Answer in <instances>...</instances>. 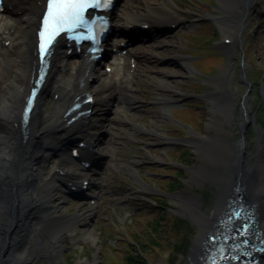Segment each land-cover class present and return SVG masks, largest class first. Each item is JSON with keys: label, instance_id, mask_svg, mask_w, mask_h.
<instances>
[{"label": "rangeland", "instance_id": "374dc122", "mask_svg": "<svg viewBox=\"0 0 264 264\" xmlns=\"http://www.w3.org/2000/svg\"><path fill=\"white\" fill-rule=\"evenodd\" d=\"M239 1H122L116 11L119 16L126 12L143 19L147 14L146 7L156 8L160 3L172 13L175 26L167 29L164 24L160 33L151 39L142 37V41L131 47V53L142 56L144 61L137 64L132 77L136 104L135 110L127 114L148 133L131 134L127 126L113 127L111 123L104 126L101 122H108L110 117L105 115L108 108L103 107L102 101L109 88L105 84L92 87L97 106L93 118L95 126L89 133L109 137H100L108 143L101 151L106 149L109 153L101 169L81 172L98 185V189H94L98 205L92 206L86 200L76 201L57 189L60 201L55 205L60 208L59 217L92 215L78 223L75 232L78 240L67 238L60 244L62 251L55 257L58 264H92L96 261L118 264L125 254L138 252L133 241L140 238L149 221L162 219L164 212L186 222L180 230L182 240L171 231L173 218L165 217L162 220L169 235L164 241L157 239L159 243L153 247L145 240L149 247H145L147 250L144 249L141 256L146 264H185L190 246L198 235L186 206L194 201L197 210L206 215L214 199V185L201 174L202 168L211 165L201 152L185 142L186 139L200 140L208 134V138L220 139L223 148L228 146L230 149L242 137L248 153L254 151L258 142L262 144L264 155V0H249L241 28L234 23L225 26L215 21L221 16L222 8L231 10L232 2ZM239 11L243 13L244 7ZM211 28L214 35L210 34ZM154 31L152 27L151 35ZM223 38H228L230 44L223 45ZM76 65V60L68 61L71 69ZM61 75L64 77L65 73ZM75 75L72 71L68 73L69 78ZM159 81L162 88L157 84ZM214 93L230 96L226 102L227 112H209L206 96ZM157 94L170 100L167 116L162 115L157 105ZM245 100L250 119L240 137L237 121L242 119L240 110ZM54 106L51 99L47 100L44 113L53 114ZM210 124L208 129L206 126ZM151 130H156L159 135L154 137ZM54 156L46 164L48 179L60 163ZM131 162H134L133 170L138 180L119 167ZM64 166L79 173L73 163L67 161ZM217 169L221 170V167ZM54 187L59 186L55 184ZM151 238L156 240L153 235ZM173 243L178 250H172ZM44 254L48 256V251ZM48 263L46 257H42V262L37 259L34 262Z\"/></svg>", "mask_w": 264, "mask_h": 264}, {"label": "bare ground", "instance_id": "6f19581e", "mask_svg": "<svg viewBox=\"0 0 264 264\" xmlns=\"http://www.w3.org/2000/svg\"><path fill=\"white\" fill-rule=\"evenodd\" d=\"M43 2L44 0H3L4 5L0 12V264H34L36 259L42 262V257L49 259L48 264H58L55 257L62 251L59 249L60 244L67 238L78 240V236L75 235L79 227L78 223L92 216L90 213H84L59 217L60 208L55 205L60 201L57 189L65 188L61 182L67 179L63 176L70 175L71 170L65 169L64 166L70 160L68 144L63 142L64 133L69 132L65 130L67 127L63 113L75 95L90 87L88 83L90 78L95 77L96 84H105L109 88L104 93L105 99L102 104L104 103L113 115L107 123H102L104 126L111 123L113 127L127 126L131 134L148 133L141 124L130 118V114H127L135 110L136 104L132 94L134 83L130 78L129 69L122 70L124 65L120 62L115 67L118 73L115 76L117 79L122 78L120 86L113 83L110 75L102 73L104 69L100 68L101 66L98 65L99 67L95 69L88 66L86 59L80 60L79 65L71 69L59 42L51 48L52 52L46 57L45 80L38 88L25 120L20 121L25 98L37 68V59L32 52L35 40L33 33ZM145 3L147 4V1L144 2L146 6ZM243 3L244 1L241 0L232 2L231 10L222 8L221 16L215 18L216 23L225 26L234 23L240 28L243 13L239 9L243 8ZM146 8L147 14L144 15L143 20L126 12V14L121 13V16L115 13L116 20L121 24L134 20L150 23L156 29L153 35L147 36L148 39L160 33L158 30L163 29L162 25L165 23L174 25L171 19L172 13L160 3L156 8ZM4 41L8 43H1ZM130 57H133V54H130ZM136 61L140 63L144 58L138 56ZM70 71L77 75L75 80L69 78ZM62 73H65L64 77ZM157 84L162 88L161 81ZM219 95L214 93L206 96L210 106L209 112L212 114L227 112L225 99ZM50 99L55 100V112L48 115L44 113L43 107ZM246 102L245 100L240 110L242 119L237 121L240 137L246 122L250 119ZM168 103H170L168 98L157 94V105L162 115L167 116ZM94 126L89 118L87 124L79 123L71 130V135H83ZM211 126L210 124L206 127L209 129ZM151 132L154 137L159 135L156 130ZM95 137L98 142V137L103 136L95 135ZM185 142L201 152L205 161L211 165L209 168H202L201 174L214 185V199L212 206L208 208V214H202L197 210L198 205L194 201L186 206L190 209L189 215L198 231L196 242L190 246L186 264H198L201 251L207 247V235L209 236L212 231H210L211 226L221 217L227 189L231 183H235L238 187L236 197L240 198L243 209L241 222L244 227L251 228L249 233H245L246 237H243L242 245L246 244L248 252L256 255L257 259L262 251V249L256 250L259 248L258 245L262 244L261 238L257 237L259 242L258 239H250L255 232L264 237L262 144L256 142L254 151L248 153L242 139L230 149L228 146L223 148L224 144L220 139L208 138V134L203 135L200 140L186 139ZM54 155L60 159V164L48 179L45 174L46 164L55 157ZM102 160L104 161L105 158L98 162ZM134 166V162H131L119 167L128 176L138 180L133 170ZM218 166L221 170L217 169ZM55 184L59 187L55 188ZM62 204L61 202V207L64 206ZM92 241L97 242L94 239ZM47 251L48 256H45L44 253ZM201 262L204 263V260ZM255 262L264 264V251L260 259Z\"/></svg>", "mask_w": 264, "mask_h": 264}, {"label": "snow or ice", "instance_id": "6c2138e0", "mask_svg": "<svg viewBox=\"0 0 264 264\" xmlns=\"http://www.w3.org/2000/svg\"><path fill=\"white\" fill-rule=\"evenodd\" d=\"M110 2L111 0H46L39 32L40 55L43 57L46 54L49 45L61 32H71L88 25L89 21L84 15L86 9L108 7ZM88 30L94 35L91 27ZM28 103L31 104V99Z\"/></svg>", "mask_w": 264, "mask_h": 264}, {"label": "trees", "instance_id": "16d2710c", "mask_svg": "<svg viewBox=\"0 0 264 264\" xmlns=\"http://www.w3.org/2000/svg\"><path fill=\"white\" fill-rule=\"evenodd\" d=\"M210 34L214 35V30L212 28L210 30ZM160 215H161V213H160ZM163 215H164L163 218H165V217H168V218L172 217L173 218L172 222H171V231L175 234L174 236L176 238L179 239L181 237L180 238V241H181L183 233H181L182 231H180V230H181V227L184 228L186 226V222L183 219H180L178 217L175 218V216H172L170 214H166V212H164ZM162 219L155 218L154 220L149 221V223L145 227L143 233H141L139 235L140 238L137 239L136 241H133L135 246L138 248V252H135V253L133 252L132 254L127 253V255L125 254L124 257L119 258V260H118L119 263L118 262L117 263L118 264H146L145 260H143V258L141 256L142 251L144 249L147 250L145 248L148 245L146 242L149 241L148 243L152 247L153 246H157L158 243H159L157 241V239H160L161 241H164L163 239L167 238L166 236L169 235L167 233L168 228L165 226V223H164V221ZM152 222H154L155 224L152 225ZM151 235H153V237L155 236L156 240L152 239ZM145 240H148V241H145ZM147 247H149V246H147ZM127 249H129V247ZM172 250H174V251L178 250L177 246L174 245V243H173Z\"/></svg>", "mask_w": 264, "mask_h": 264}, {"label": "water", "instance_id": "95a60500", "mask_svg": "<svg viewBox=\"0 0 264 264\" xmlns=\"http://www.w3.org/2000/svg\"><path fill=\"white\" fill-rule=\"evenodd\" d=\"M248 4H249V0H245V3H244V11H243V18L242 20L244 19V16H245V11L248 7ZM241 28V27H240ZM242 139V137L240 138ZM237 192H238V187H236V184L235 183H231V185L229 186V189H227V196H226V199H225V202H224V205L222 207V211L225 209V207L227 206V204L229 203H233V202H238L240 203V198L239 197H236L238 196L237 195ZM249 208V207H248ZM221 211V213H222Z\"/></svg>", "mask_w": 264, "mask_h": 264}, {"label": "flooded vegetation", "instance_id": "af4514ba", "mask_svg": "<svg viewBox=\"0 0 264 264\" xmlns=\"http://www.w3.org/2000/svg\"><path fill=\"white\" fill-rule=\"evenodd\" d=\"M249 91V90H248ZM247 91V92H248ZM224 99H225V102H227V101H229L228 99H231V98H228V97H224ZM245 127V126H244ZM244 131V128H243V130H242V132Z\"/></svg>", "mask_w": 264, "mask_h": 264}]
</instances>
